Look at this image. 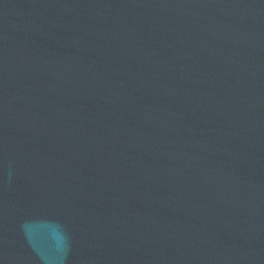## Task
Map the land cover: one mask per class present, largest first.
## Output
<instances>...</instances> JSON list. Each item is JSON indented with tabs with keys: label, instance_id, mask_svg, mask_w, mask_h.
Listing matches in <instances>:
<instances>
[{
	"label": "water",
	"instance_id": "obj_1",
	"mask_svg": "<svg viewBox=\"0 0 264 264\" xmlns=\"http://www.w3.org/2000/svg\"><path fill=\"white\" fill-rule=\"evenodd\" d=\"M0 264H264V0H0Z\"/></svg>",
	"mask_w": 264,
	"mask_h": 264
}]
</instances>
